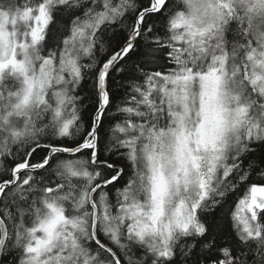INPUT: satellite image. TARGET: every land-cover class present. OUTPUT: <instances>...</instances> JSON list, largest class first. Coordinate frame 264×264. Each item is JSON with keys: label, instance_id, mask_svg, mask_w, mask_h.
<instances>
[{"label": "snow or ice", "instance_id": "obj_1", "mask_svg": "<svg viewBox=\"0 0 264 264\" xmlns=\"http://www.w3.org/2000/svg\"><path fill=\"white\" fill-rule=\"evenodd\" d=\"M0 264H264V0H0Z\"/></svg>", "mask_w": 264, "mask_h": 264}]
</instances>
